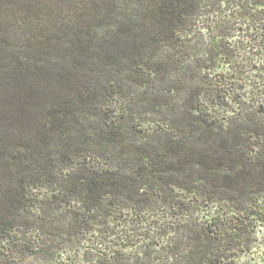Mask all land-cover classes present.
Listing matches in <instances>:
<instances>
[{
  "label": "trees",
  "instance_id": "16d2710c",
  "mask_svg": "<svg viewBox=\"0 0 264 264\" xmlns=\"http://www.w3.org/2000/svg\"><path fill=\"white\" fill-rule=\"evenodd\" d=\"M258 248L264 0H0V264Z\"/></svg>",
  "mask_w": 264,
  "mask_h": 264
},
{
  "label": "rangeland",
  "instance_id": "374dc122",
  "mask_svg": "<svg viewBox=\"0 0 264 264\" xmlns=\"http://www.w3.org/2000/svg\"><path fill=\"white\" fill-rule=\"evenodd\" d=\"M255 252H257L256 257L253 260L245 258L246 264H264V248H258Z\"/></svg>",
  "mask_w": 264,
  "mask_h": 264
}]
</instances>
